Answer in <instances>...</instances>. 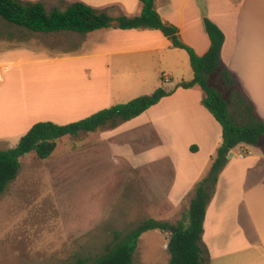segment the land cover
I'll return each mask as SVG.
<instances>
[{
	"label": "crops",
	"instance_id": "0c3cea01",
	"mask_svg": "<svg viewBox=\"0 0 264 264\" xmlns=\"http://www.w3.org/2000/svg\"><path fill=\"white\" fill-rule=\"evenodd\" d=\"M24 1L40 2L46 10L54 2L63 3L64 9L82 2L113 18L137 17L143 11L139 0ZM155 4L162 20L175 26L181 40L199 56L211 46L204 18L223 31L222 61L264 120V0H155ZM42 35H66L67 39L45 45L34 38L26 42L10 34L0 35V145L13 139L20 141L38 122H77L133 98L151 95L162 86L172 91L182 81L194 78L187 51L175 48L159 30L108 28L87 35ZM166 83L174 86L167 89ZM203 97L199 87L179 88L126 124L91 134L116 139L140 130L142 121L153 117L156 136L162 139L147 130L134 142L141 144L148 138L145 141L162 147H152L150 152L145 147L144 155L133 161L144 166L159 154H179L172 163L156 164L146 175L160 177L159 186L147 179V192L156 195L149 200L167 201L177 207L199 182L223 141L222 127L202 105ZM82 135L89 134L79 137ZM164 146L168 149L163 151ZM193 147L197 150L192 151ZM235 150L220 174L206 212L205 257L208 264H264V140L253 151L245 144ZM152 232L159 233L163 240L144 243L142 237ZM142 237L134 258L143 245L156 255L157 262L160 259L159 264H169L168 235L150 231ZM142 261L138 264H147Z\"/></svg>",
	"mask_w": 264,
	"mask_h": 264
},
{
	"label": "rangeland",
	"instance_id": "374dc122",
	"mask_svg": "<svg viewBox=\"0 0 264 264\" xmlns=\"http://www.w3.org/2000/svg\"><path fill=\"white\" fill-rule=\"evenodd\" d=\"M52 5L47 8L48 12L54 7L65 8L59 2ZM30 33L0 17V35H13L17 41L36 39L35 42L49 45L52 41L59 43L67 39L66 35L41 33L33 37ZM165 86L170 89L174 85L166 83ZM147 130L162 139L159 134L156 136L154 118L147 117L140 130L116 139L105 140L100 134L65 137L58 141L56 151L48 160H40L34 153L23 156L19 177L0 196V264H75L79 259L104 254L114 242V231L125 238L145 219L170 223L180 219L195 187L177 207L167 201L149 200L156 199V195L147 192V181L159 186L160 177L149 174L146 178L147 173H152L156 164L172 163L179 154L165 152L153 159L148 153L152 159L144 162L145 167L143 162L136 165L133 158L143 156L145 147L150 152L157 146L154 141H145L148 138L141 144L134 142L140 132ZM19 142L17 139L6 142L0 145V151L15 148ZM248 148L253 151L257 147ZM217 151L200 180L209 174ZM158 234L148 233L141 240L161 242L163 239ZM149 251L142 245L133 264L143 262L142 259L147 264L161 263Z\"/></svg>",
	"mask_w": 264,
	"mask_h": 264
},
{
	"label": "trees",
	"instance_id": "16d2710c",
	"mask_svg": "<svg viewBox=\"0 0 264 264\" xmlns=\"http://www.w3.org/2000/svg\"><path fill=\"white\" fill-rule=\"evenodd\" d=\"M139 1L143 4L140 16L113 18L107 12L82 2H74L64 10L53 9L48 12L40 2L0 0V17L33 33L87 35L108 28L159 30L169 38L175 48L187 51L194 72L191 81H182L172 91L162 86L151 95L117 104L77 122L66 125L50 121L34 124L15 148L0 151V196L19 177L20 160L23 156L34 153L38 159L48 160L56 151L58 141L65 137L78 138L81 134L96 133L104 128L114 129L121 122L141 116L179 88L199 87L204 94L202 105L222 127L223 141L213 159L209 174L196 184L181 218L175 223L155 218L145 219L125 238H122L119 231H114V242L107 247L104 254L95 258L79 259L75 264H133L142 235L150 231L169 235V264H208L203 245L204 222L220 174L229 162V154L239 145L262 146L264 120L246 96L237 77L223 63L221 53L225 34L215 23L204 18L211 46L205 55L199 56L181 40L175 26L162 20L155 0ZM161 80L165 83L164 77ZM192 150L197 148L193 147Z\"/></svg>",
	"mask_w": 264,
	"mask_h": 264
},
{
	"label": "water",
	"instance_id": "95a60500",
	"mask_svg": "<svg viewBox=\"0 0 264 264\" xmlns=\"http://www.w3.org/2000/svg\"><path fill=\"white\" fill-rule=\"evenodd\" d=\"M233 157V153L231 152L228 156V160H230Z\"/></svg>",
	"mask_w": 264,
	"mask_h": 264
},
{
	"label": "built area",
	"instance_id": "2783aa9c",
	"mask_svg": "<svg viewBox=\"0 0 264 264\" xmlns=\"http://www.w3.org/2000/svg\"><path fill=\"white\" fill-rule=\"evenodd\" d=\"M244 155H245L244 153H241V154H240V157H244Z\"/></svg>",
	"mask_w": 264,
	"mask_h": 264
}]
</instances>
